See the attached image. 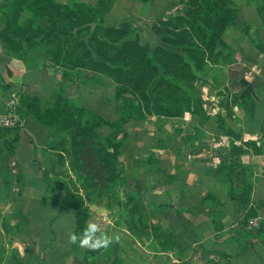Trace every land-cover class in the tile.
<instances>
[{
    "label": "crops",
    "instance_id": "crops-1",
    "mask_svg": "<svg viewBox=\"0 0 264 264\" xmlns=\"http://www.w3.org/2000/svg\"><path fill=\"white\" fill-rule=\"evenodd\" d=\"M147 37L145 41L151 50L162 44L160 38L151 32ZM26 63L10 56L7 47L0 41V112L6 109L14 95L40 97L44 107H47L57 92L77 100L94 112H97L93 106L96 101L100 105L109 103L115 106L116 84L104 77L96 76V80L85 71H81L79 76L73 74L78 72L64 75V70L59 66L29 68ZM223 72L222 77L214 73L210 78L206 73L200 78L202 81L209 79L207 89L214 98H221L220 90L227 87L240 103L251 99L257 104L253 118L239 117L233 123L242 133L241 140L223 136L220 132L218 135L219 129L215 125L213 131L209 132L212 124L211 128L205 127V131L215 135L218 144L226 145L229 149L209 150L205 146L197 153L193 148L185 147L188 145L186 139L180 142L182 148L178 146V137L174 134L178 124L185 129H189L190 125L192 129L198 126L192 118L151 117L145 122L132 121L125 127L129 139L119 157V168L133 185L130 190L127 186L122 187L119 198L123 208L128 202L129 191L134 196H144L150 225L170 226L187 237L190 236L189 232L193 233L191 245L184 254L190 258L193 255L207 259V264H264V65L253 76H246L247 64L243 65L241 72L235 64L224 68ZM86 83V93L80 98L78 89ZM5 84L8 87L3 86ZM212 121L215 122L214 119ZM19 127L23 135L13 157L19 166L17 193L11 192L14 180L10 175L9 163L12 156L7 152L0 154V237L7 241L14 231V242L32 258L31 264H68L65 259H57V256L66 254L73 255V264H85L90 244L100 234L99 228L94 233L88 231L89 225H96L99 221L107 223L108 215L113 216L112 206L116 200L106 192L99 191L97 199L90 201L81 188V195L89 209V219L85 232L76 236L74 209L55 200L58 195L67 192L68 188L59 186L64 176H70V179L67 178L69 182L71 179L77 180L70 169L66 152L69 137L39 125L27 114L22 117ZM14 131L0 132V144L13 138ZM160 141L165 144L164 148L160 147ZM247 142L255 143V147L261 150L256 153L254 149H249L250 152L242 157L243 164L250 166L255 175L252 205L257 208L258 214L248 222H257L258 226L254 227L261 229L258 235L251 234L243 227L245 212L231 198L233 190L212 170L223 161L233 163L239 159L232 155L231 149L235 145L244 146ZM149 156L160 159V175H146L140 167L139 160ZM174 174L179 177L171 183L169 176ZM216 213L223 214L219 228H216L212 218ZM117 214L115 211L114 215ZM126 232L135 238L129 231ZM82 240H88L89 244H82ZM5 245L8 250L10 244ZM64 247L69 251L66 252ZM7 250L6 254L9 253ZM50 255L55 256L53 260L49 258Z\"/></svg>",
    "mask_w": 264,
    "mask_h": 264
},
{
    "label": "trees",
    "instance_id": "trees-1",
    "mask_svg": "<svg viewBox=\"0 0 264 264\" xmlns=\"http://www.w3.org/2000/svg\"><path fill=\"white\" fill-rule=\"evenodd\" d=\"M1 1L0 17L6 20V25L0 31V40L10 56L26 61L28 46L39 40L45 51L52 55L54 64L64 70V75L85 70L95 79L101 76L116 84L114 101L115 109L119 112L116 120L96 114L62 92H57L47 107H44L40 97H19L18 110L22 117L31 115L39 125L69 137L66 141L69 165L88 198L102 191L118 202L121 200L120 189L127 186L130 190L133 185L119 170V157L129 139L125 127L132 121L145 122L152 116L182 119L189 113L198 126L193 127L185 142L197 153L204 149L202 142L195 145L194 141L199 134V140L203 141V133H206L204 127L210 118L206 115L195 85L210 68L231 61L229 56H233L232 53L229 56L224 54L227 48L225 36L240 16V9L234 7L235 0H189L182 10L175 13L173 20L158 19L152 32L162 44L153 52L149 46L141 43L140 35L145 33L148 36V28L141 30L130 24L116 28L105 24L116 0H98L96 5L80 0ZM138 1L150 3L154 0ZM248 3L254 4L264 28V0H248ZM74 30L78 31L77 34L73 33ZM78 34L88 36V41L76 38ZM252 42L254 47L257 46L255 39L252 38ZM168 45L182 47L184 54L168 49ZM261 48L264 51V44ZM242 104L249 106L250 117L253 118L257 108L254 100H245ZM81 117L85 121L81 122L80 127L76 126L75 121ZM93 124L110 130L111 136L103 139L94 134L91 129ZM22 135L20 127H16L13 138L0 144V154L7 152L13 158ZM226 135L236 140L242 138L241 132L229 128ZM111 143H114V152L110 150ZM164 146L161 142L160 147ZM244 146L232 147V155L239 159L233 163L223 161L212 170L233 190L231 198L245 212L243 227L251 234L258 235L260 227L256 228L248 222L258 214L257 208L252 205L255 175L250 166L243 164L242 157L250 152L249 149H254L256 153L261 150L253 142H247ZM139 162L146 175H160L159 158L149 156L141 158ZM178 177L175 174L169 176V181L174 183ZM55 200L74 209L75 234L84 233L89 219V209L84 199L79 203L67 191ZM143 200L144 196H134L132 191L128 192V202L123 208L133 221L140 218L132 222L134 224L129 231L132 234L138 231L137 237L144 243L142 235L146 229L150 230L155 239L177 250L179 255H184L191 245L193 233L189 232L190 236L187 237L170 226L150 225ZM222 216L221 213L212 215L216 228L220 227ZM145 220L149 226H144ZM94 249L90 247L87 254Z\"/></svg>",
    "mask_w": 264,
    "mask_h": 264
},
{
    "label": "rangeland",
    "instance_id": "rangeland-1",
    "mask_svg": "<svg viewBox=\"0 0 264 264\" xmlns=\"http://www.w3.org/2000/svg\"><path fill=\"white\" fill-rule=\"evenodd\" d=\"M80 1L89 5H96L98 3V0ZM188 1L189 0H154L150 3H142L138 0H116L115 7L113 9L114 11H112V13H110L106 17L105 24L114 26L116 28H122L130 24L141 28V30H145L146 28H148L153 34L154 24L157 23L156 21L158 19L173 20L175 13L179 10H182ZM1 2L2 1L0 0V3ZM234 4V7L236 9H240V16L238 22L230 27L226 33L225 40L227 42V48L226 52L224 53L226 56H229V54L232 53L233 56H229V60H231L229 64L210 68V70L207 71V75H209L210 78L211 74L214 73L217 74V77H222L224 68H228V66L232 64H235L239 72H241L243 65L247 64L246 76H249L248 74H251L250 76H253V74L260 71L262 69V66L264 65V51L262 49L263 47L261 48L262 44H264V28L262 25L261 17L258 15L254 4H249L248 0H235ZM5 25L6 20L3 18L0 22V31L4 28ZM77 32V30L73 31L74 34H77ZM140 37L142 45L149 46L150 51L153 52L154 50H151L150 45L145 41L148 38L146 34L141 33ZM76 38H84V41H88V36H82L81 34H78ZM252 38L253 40H256L257 46L255 47L254 43L252 42ZM166 47L175 52L184 54L183 48L180 46L168 45ZM26 52V67L30 68V66H39L41 68H54L56 66L54 64L52 55L45 51L39 40L33 41L28 46ZM246 59L248 60V62H243ZM74 72H78V74L68 72L67 75H71L73 73L74 76H79V73L81 71L77 70ZM85 72L89 73L88 71ZM200 78L197 81L195 87L197 94L199 95L200 100L202 101L205 108L206 115L210 118L207 122V126L205 127L211 128L213 124L211 130L209 129L210 131H208H213L215 125L219 129L217 132L218 135H220L221 133L223 136H227L226 132L228 128L232 130V127L236 132H240L235 128L233 123L239 120V117L240 119L241 117L246 119L251 118L249 106H242L243 104L238 101L239 98L233 95L232 91L227 89V87L220 90L219 93L221 95V98H214V95H212V93L207 89L206 84H210V82L208 81L209 79L202 81ZM3 86L8 87V85L6 84ZM87 86L88 83L81 85V87L78 89V93L79 95H81L80 98H82V95L86 93ZM107 87L110 86L108 85ZM109 94H111L110 91ZM14 98L15 97L12 96L8 103L14 100ZM93 106L95 111H97L96 114H99L106 119L116 120L119 117L118 110L115 109V106L109 105V103L100 105V103L96 101ZM185 117L192 118L189 113L186 114ZM212 119H214L215 122H213ZM84 121V117H81L80 119L78 118L75 121V124L76 126L80 127L81 122ZM94 125L95 124H93V126L91 127L94 134L99 135L103 139L111 136L110 130H108L107 128L95 127ZM229 125H232V127H229ZM175 130L176 132L174 134L178 137L177 141H179L177 145L181 146L182 148L183 144H181L180 142L182 140H185L193 132L192 126L190 125L189 129H185L181 127L180 124H178ZM203 134L205 135L203 141L199 140V134L198 138L194 141L195 145H198L202 142L204 146H206L209 150H216V148H221L223 150L228 148L226 145L222 146L221 143L218 144L219 141L216 140L217 138L215 135L209 134L207 132ZM117 143L119 145V141ZM111 144L113 148L111 147L110 150L114 152V143ZM189 145H185V147H191V145ZM14 161V158H11L9 163V171L11 177L14 180L13 186H11V192L17 193L19 192L17 185L19 177V166L15 161L16 172L14 173V168L12 167V163ZM119 170L122 171L121 169ZM73 174L75 175L74 172ZM67 178L70 179V176H64L62 181L59 182V186L66 187V189L68 188L67 191L70 192L71 196L74 197V199L78 200L77 202L83 200V195H81L80 190L81 188L84 192V195L87 197L86 190L82 187V183L79 180L74 181L71 179V182H69L67 181ZM97 196L98 195H93L92 197L87 198L90 199V201H94L97 199ZM85 202L86 201L84 200V203ZM121 206L122 201H116V204L112 206V215L114 217H111L109 214L108 216L110 218L107 216L109 219L107 223H105L104 221H101L100 223L99 221V223L96 224L100 229V234L97 235L96 239L93 240L92 243L99 242L100 246L95 247L93 252L87 255V261H85V264H207V259L194 257L193 255L192 258L186 255H179L177 250H173L167 245H164L161 240L153 238L151 232H149L150 230L147 231V229L146 233H143L142 235V240L144 241V243L142 242V244L139 241L140 237H137L139 232H136L134 230L135 233L133 232L132 234L129 231L130 227H132L133 224L140 218L136 219V221H133L132 217H130L126 213V210ZM115 211L118 212L117 216L114 215ZM132 222L134 223L132 224ZM146 222V220L145 222H143V224H145L144 226H149L148 224L146 225ZM138 223H136V225ZM126 231H129L133 236L135 235V238L131 237V235ZM14 233V231L11 232L10 236H8L10 237V239L8 238L7 241L2 240V237H0V264H31L32 258H29V255L26 254L25 249L22 248V246L14 242ZM104 239H108L109 243L107 245H104L102 243ZM7 243L10 244L8 254H6L7 247L5 245ZM64 250L66 252L69 251V249H67L66 247H64ZM54 257L55 256L53 255L49 256L51 260H53ZM57 259L58 261H62L65 259L68 261V264H73V255L70 254L57 256Z\"/></svg>",
    "mask_w": 264,
    "mask_h": 264
},
{
    "label": "built area",
    "instance_id": "built-area-1",
    "mask_svg": "<svg viewBox=\"0 0 264 264\" xmlns=\"http://www.w3.org/2000/svg\"><path fill=\"white\" fill-rule=\"evenodd\" d=\"M14 100L6 105V109L3 112H0V132L13 130L22 123V116L18 110L19 96L14 95ZM12 167H16V162L12 163ZM250 224L252 226H258L255 220H251Z\"/></svg>",
    "mask_w": 264,
    "mask_h": 264
},
{
    "label": "clouds",
    "instance_id": "clouds-1",
    "mask_svg": "<svg viewBox=\"0 0 264 264\" xmlns=\"http://www.w3.org/2000/svg\"><path fill=\"white\" fill-rule=\"evenodd\" d=\"M99 229H98V226L97 225H94V224H92V225H89V229H88V231H91V232H96V231H98ZM81 243L82 244H89V241L88 240H82L81 241ZM102 243L104 244V245H107L108 243H109V241H108V239H104L103 241H102ZM90 246L91 247H99L100 246V243L99 242H97V243H92V244H90Z\"/></svg>",
    "mask_w": 264,
    "mask_h": 264
}]
</instances>
